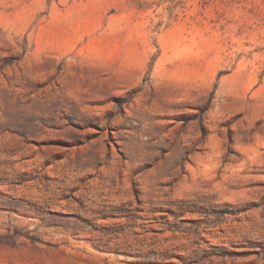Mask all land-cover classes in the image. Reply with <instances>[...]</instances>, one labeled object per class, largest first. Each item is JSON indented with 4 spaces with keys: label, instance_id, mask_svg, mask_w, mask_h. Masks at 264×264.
<instances>
[{
    "label": "rangeland",
    "instance_id": "1",
    "mask_svg": "<svg viewBox=\"0 0 264 264\" xmlns=\"http://www.w3.org/2000/svg\"><path fill=\"white\" fill-rule=\"evenodd\" d=\"M0 264H264V0H0Z\"/></svg>",
    "mask_w": 264,
    "mask_h": 264
}]
</instances>
